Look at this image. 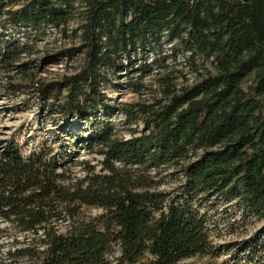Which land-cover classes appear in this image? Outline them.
Here are the masks:
<instances>
[{"label":"trees","instance_id":"obj_1","mask_svg":"<svg viewBox=\"0 0 264 264\" xmlns=\"http://www.w3.org/2000/svg\"><path fill=\"white\" fill-rule=\"evenodd\" d=\"M76 1L85 24L73 53H84L85 66L68 79L65 101L49 106L61 110L56 123L67 135L73 124L89 125L81 146L102 160L99 169L74 163L47 143L26 155L21 138L0 148V221L23 238L15 258L27 264L217 259L209 230L217 204L237 202L244 217L264 219V0H31L9 20L26 32L59 28ZM165 34L193 65L202 59L213 73L155 105L119 107L130 125L143 126L119 138L107 121L118 107L101 91L103 71L116 76L120 60L132 63ZM28 50V43L0 36L5 66ZM61 87L41 99L61 94ZM76 164L81 179L71 171ZM84 208L103 212L93 216ZM262 241L264 231L248 248L251 262L264 250Z\"/></svg>","mask_w":264,"mask_h":264},{"label":"rangeland","instance_id":"obj_2","mask_svg":"<svg viewBox=\"0 0 264 264\" xmlns=\"http://www.w3.org/2000/svg\"><path fill=\"white\" fill-rule=\"evenodd\" d=\"M29 3L31 0H5L0 15V36L16 38L30 47L12 66L0 62V148L13 139L21 138L22 149L28 155L39 144L47 143L55 153L60 149L63 155L69 153L74 163L84 162L99 169L102 158L90 154L80 143L82 138L89 136V125L81 127L73 124L71 135H67L65 130L60 129L61 123H56L61 118V110L57 106H49L65 101L69 94L68 79L78 75L85 66L84 53H73L82 45L85 22L81 3H74V14L66 25L26 32L18 30L9 19L11 13L21 11ZM69 54L72 56L69 57ZM132 61L120 60L116 76L109 69L103 71L108 80L103 82L101 91L110 106L118 107L110 112L107 121L114 126L119 138L128 139L132 131L137 130L139 134L143 130L141 124L130 125L126 117L117 111L119 107L155 105L165 101L170 92L191 88L213 73L211 64L202 59L196 58V65H193L190 53L178 40H169L166 34L159 45L147 48L144 56ZM141 64L148 67L149 74L140 73L137 65ZM129 83L139 84L140 87L135 90L130 88ZM168 84L171 85L169 88ZM60 85L61 94L54 97L55 93H49L46 99H41L43 91L52 87L58 89ZM72 167L75 177H84L83 167L78 164ZM171 188V185H166L162 189ZM102 212L99 209H83V213L93 216ZM209 217L211 240L219 257L213 260L197 257L185 261L186 264H264V250L257 251L253 262L248 258L249 246L256 243L264 231V219L244 217L237 202L227 201L210 210ZM19 241H23L19 231L0 221V264H27L15 258ZM262 244L264 247V241ZM117 256L116 252L114 257ZM138 264H148L147 258Z\"/></svg>","mask_w":264,"mask_h":264}]
</instances>
